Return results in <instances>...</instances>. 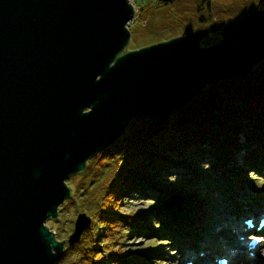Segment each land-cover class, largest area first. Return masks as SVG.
Masks as SVG:
<instances>
[{
  "label": "water",
  "instance_id": "obj_1",
  "mask_svg": "<svg viewBox=\"0 0 264 264\" xmlns=\"http://www.w3.org/2000/svg\"><path fill=\"white\" fill-rule=\"evenodd\" d=\"M134 15L129 0H0V264L59 262L65 240L45 221L65 180L133 118L164 119L264 55V9L128 50ZM89 224L78 213L67 244Z\"/></svg>",
  "mask_w": 264,
  "mask_h": 264
},
{
  "label": "trees",
  "instance_id": "obj_2",
  "mask_svg": "<svg viewBox=\"0 0 264 264\" xmlns=\"http://www.w3.org/2000/svg\"><path fill=\"white\" fill-rule=\"evenodd\" d=\"M180 1L156 0L159 6ZM188 2L189 9L181 13L189 12L190 18L168 17L161 26L164 32L186 34L219 27L256 9H264V0ZM212 38L202 41L206 43ZM219 85L222 90L217 89ZM240 152L245 168L238 171L258 174L260 167H264V55L244 77L206 84L195 97L164 119L133 118L113 143L93 156L95 160L107 157L109 163L116 165V170L82 198L81 210L89 216L90 224L79 242L64 245L65 264H148L149 259L154 263L155 256L162 255L160 246L166 244L156 245L157 239L173 236L175 230H169L167 216L159 215L158 221L152 222L156 231L147 227L149 221L140 210L120 208L128 203L124 196L130 195L131 190L144 192L170 163L180 165L185 158L191 161L212 159L217 167L225 160H234ZM62 208L63 205L58 209ZM131 225L139 230L135 232L153 238L149 243L150 248L155 247L152 252L146 249L130 252L129 256L124 241Z\"/></svg>",
  "mask_w": 264,
  "mask_h": 264
},
{
  "label": "rangeland",
  "instance_id": "obj_3",
  "mask_svg": "<svg viewBox=\"0 0 264 264\" xmlns=\"http://www.w3.org/2000/svg\"><path fill=\"white\" fill-rule=\"evenodd\" d=\"M188 4V0H182L180 3H173L169 6H159L156 0H136V18L129 25L130 40L127 49L134 50L152 43L167 40L175 35H181V33L170 35L168 32H164L161 26L170 16L181 19L190 18L191 14L189 12L181 13L189 9L187 7ZM221 27L219 26L217 28V26H212L207 29L210 31L211 28L221 30ZM210 36L212 37L211 33ZM219 39V36H213L206 43L202 41L201 45L209 46ZM217 89L222 90L221 85ZM86 110L88 108L84 111ZM240 160H242V155L237 154L234 160H225L222 163V167L217 168L212 159L191 161V159L185 158L180 165L170 163L161 175L159 174L154 178V182L144 192L131 190L130 195L124 196V199L126 198L125 201L128 203L120 208L124 211L130 209L140 210L149 221L147 227H150L154 231L156 229L155 226L152 227V222L158 221V215L160 217L167 216L169 221L173 223V220H175L172 217L173 213L178 212L181 214L182 211L187 210H189L187 212L192 213L193 211H198L199 213L198 221L183 219L184 221L181 222L182 226L174 229L175 232H172L174 237H159L156 245H161L162 242H166L165 245L160 246L162 255L155 256L154 263H150L153 259H149L146 263L158 264V262H164V264H184L185 261L179 260L178 258V252L184 250L183 246L190 241L192 242L191 238L198 240V236H202L201 238L204 241L215 237V232L220 231L223 220L233 212L241 214L238 218V223L243 227L240 223L247 218L255 216L254 213H258L247 212V215L250 217H245L244 212L240 213L239 208L244 206L246 198L248 197L253 200L250 206L256 207L253 209H264V201H262V199L264 200V176H262L264 173H241L238 171L241 170ZM262 161L264 162V159ZM115 170L116 165L109 163L107 157L99 158L98 160L92 157L86 161V167L82 172L72 174L65 180L66 185L71 188V196L66 198L62 204L64 208L61 210L58 209V217L56 219L49 218L45 221L46 225L51 230H54L57 240L61 241L64 239L65 245L67 246L66 240L72 232L74 220L78 213L84 212V210H81L82 198L87 197L91 193L94 185H99L107 175ZM162 197L164 201H162ZM255 198L260 199L256 200ZM67 204L68 206L65 207ZM159 222H162V220ZM183 224L187 227L183 228ZM173 226L175 227L174 224ZM181 229L182 231L179 234L178 232ZM209 230H212V233L215 235H211ZM129 231L130 233L124 241V249L129 251L127 253L130 257V252L145 251L146 249H149V252L153 251L155 247H149V243L153 239L152 237H146L147 235H143L141 232H135L139 230L132 225L128 226ZM252 231H255V229H252L249 233H255L257 238H263V236H260L262 235L261 232ZM187 232L192 237L186 238L188 236L186 234ZM246 235L249 236L251 234L246 233ZM173 242H176V244H173ZM188 251L185 250V253ZM199 252V250H195L194 253ZM257 252L260 256L252 264H264V244L257 249ZM66 260L67 255H64L55 264H65Z\"/></svg>",
  "mask_w": 264,
  "mask_h": 264
},
{
  "label": "bare ground",
  "instance_id": "obj_4",
  "mask_svg": "<svg viewBox=\"0 0 264 264\" xmlns=\"http://www.w3.org/2000/svg\"><path fill=\"white\" fill-rule=\"evenodd\" d=\"M130 1V0H129ZM132 4L134 2L130 1ZM238 154H241L238 153ZM236 155L234 156L235 159ZM243 160H240L239 163L241 164L240 168H243L244 165L242 164ZM224 162V161H223ZM222 162V163H223ZM222 163L220 165L217 166V168L222 167ZM263 164V162L261 163ZM264 173V167H260V174ZM264 176V175H262ZM256 200L260 199V198H255ZM250 200V201H249ZM262 201H264L262 199ZM251 203H253V200H251L250 197L246 198V201L244 203L243 207H240V213L244 212L245 217H247V212L248 211H253L256 209L255 206H250L252 205ZM258 203V202H257ZM261 212H263L264 214V209L261 210ZM258 213H260V211H258ZM257 213V214H258ZM198 212L196 213V211L191 212H187V211H182V213H173L172 217L175 219L172 221L168 220V228L169 230H174V229H178V227L182 226L181 221H178V219H190V221H195L196 218H199L198 216ZM241 214H237L236 212L231 213L230 216H227L223 222H222V227L220 229V231L212 233L213 231L209 230V232H211V235H215V237H212L211 241L212 243H208L207 241L202 240L203 238H201L202 236H198V240L195 238H191L192 242H188L185 246H183L184 250L179 251V260H191L192 264H202V261L205 262V259L208 260V262L210 260H212L213 256L216 255H220L222 256V254L226 255L227 258L232 259V262L230 264H252L253 262H255L257 260V258L260 256L258 255L259 253L257 252V249L264 244V235L263 238H261L260 243H258L257 245H255L254 248H250L248 247L247 242H241L242 239H240L238 236L243 235V233H245L246 230H244V228H242L239 225V217ZM243 215V214H242ZM250 217V216H248ZM195 218V219H194ZM178 221V222H177ZM189 221V222H190ZM172 226H171V224ZM173 224L175 225V227L173 226ZM186 226L183 224V228H185ZM262 231L264 230V227L261 229ZM182 231L179 230V234ZM177 233V232H176ZM175 233V235H176ZM177 233V234H178ZM188 236H186V238H190L192 237V235H190L188 232L186 233ZM200 237V238H199ZM250 237H256L255 235L252 236H247V238L251 239ZM232 238V240H231ZM229 239V241H227ZM195 240V242H193ZM176 244V243H175ZM225 246L226 248L223 250L222 246ZM199 248V251H203L204 252V258H202V261L200 260V256L198 255V253H194L196 248ZM216 250H213L215 249ZM231 248H235L237 250L238 255H233L232 253H229V250ZM185 250H189L188 252L185 253ZM252 252V255H250V253ZM191 253V254H189ZM190 255H192L190 257Z\"/></svg>",
  "mask_w": 264,
  "mask_h": 264
},
{
  "label": "clouds",
  "instance_id": "obj_5",
  "mask_svg": "<svg viewBox=\"0 0 264 264\" xmlns=\"http://www.w3.org/2000/svg\"><path fill=\"white\" fill-rule=\"evenodd\" d=\"M136 1V0H135ZM135 1H134V3H133V5H134V7H135ZM135 9H136V7H135ZM137 10V9H136ZM136 10H135V13H136ZM136 18V14L134 15V19ZM131 23V22H130Z\"/></svg>",
  "mask_w": 264,
  "mask_h": 264
},
{
  "label": "built area",
  "instance_id": "obj_6",
  "mask_svg": "<svg viewBox=\"0 0 264 264\" xmlns=\"http://www.w3.org/2000/svg\"><path fill=\"white\" fill-rule=\"evenodd\" d=\"M130 1H132V2H134L135 0H130ZM136 10V9H135ZM137 11V10H136Z\"/></svg>",
  "mask_w": 264,
  "mask_h": 264
}]
</instances>
